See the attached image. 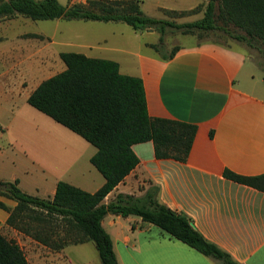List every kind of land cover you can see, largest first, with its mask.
<instances>
[{
    "label": "crops",
    "instance_id": "obj_1",
    "mask_svg": "<svg viewBox=\"0 0 264 264\" xmlns=\"http://www.w3.org/2000/svg\"><path fill=\"white\" fill-rule=\"evenodd\" d=\"M66 1L62 4L72 6L86 4L87 0ZM140 1L147 16L171 21L169 16L173 13L194 10L205 0ZM198 16L179 20L178 24L194 22ZM102 23L96 26L109 31L93 42L73 43L64 36L57 44L63 48L61 53L74 52L117 62L122 74L143 80L152 118L197 126L186 162L157 159L153 142L135 145L139 165L105 202L119 194L140 197L151 185H156L161 204L190 218L207 241L236 263L264 264V191L225 176L226 171L244 177L264 175V80L257 77L259 65L240 47L210 41L182 45L173 58L164 60L150 46L159 42L157 31H139L136 36H141V40L135 46L127 31L115 29L120 25L112 27L118 22ZM5 38L0 40V58L8 56L13 64L0 69V101L12 108L22 100L28 101L31 93L52 76L44 77L49 69H20L19 40L6 42L10 39ZM65 69L66 65L60 72ZM61 150L53 153L59 161L69 155ZM69 151L77 153L73 148ZM96 151L91 149L86 159L91 160ZM21 153L25 158H14L7 166L6 177L0 171V180H19V187L30 195L52 199L60 181L95 193L106 182L93 165L94 169H88L91 175L87 182L82 167L80 174L70 165L63 171V165L47 164L32 149H23ZM0 202L11 210L17 206L4 196H0ZM9 215L0 208V233L19 244L29 264H91L86 258L87 263L68 257L67 250L79 246L82 249L77 254H83V247L93 242L52 251L10 227ZM103 226L111 235L120 264H220L137 216L110 214ZM93 246L96 248L94 243ZM96 264H102L99 254Z\"/></svg>",
    "mask_w": 264,
    "mask_h": 264
},
{
    "label": "trees",
    "instance_id": "obj_2",
    "mask_svg": "<svg viewBox=\"0 0 264 264\" xmlns=\"http://www.w3.org/2000/svg\"><path fill=\"white\" fill-rule=\"evenodd\" d=\"M140 4V0H87V5L65 6L59 0H0V22L18 16L34 21L124 22L136 31H157L160 42L150 46L158 52L164 47L168 29L184 35L223 32L248 46H254L257 40L264 42V0H205L194 10L173 13L185 15L204 11L202 19L184 24L149 17ZM230 25L244 34L231 32ZM177 51L178 48H174L170 54L160 56L169 60ZM60 58L66 69L44 80L27 102L97 149L90 162L106 182L95 193H90L60 181L54 197L45 199L24 192L19 180H0V196L17 203L11 210L0 202V208L10 214L7 224L52 251L93 242L102 264H120L103 221L110 214L125 218L137 216L220 264H238L207 241L194 228L190 218L161 204L158 200L160 189L156 185H151L140 197L119 194L109 203L105 202L139 165L140 159L133 150L135 145L153 142L157 159L186 162L197 126L152 118L148 113L143 80L122 74L115 61L74 52H63ZM225 176L264 191V175L244 177L226 171ZM0 264H29L19 244L1 233Z\"/></svg>",
    "mask_w": 264,
    "mask_h": 264
},
{
    "label": "rangeland",
    "instance_id": "obj_3",
    "mask_svg": "<svg viewBox=\"0 0 264 264\" xmlns=\"http://www.w3.org/2000/svg\"><path fill=\"white\" fill-rule=\"evenodd\" d=\"M67 2L61 0V4ZM87 5V1L86 4ZM199 15V16H198ZM195 16L200 20L204 17V11H197L194 13L177 15H170L171 21L180 23L179 20L188 21ZM195 20V21H197ZM94 21L86 20H46V21H34L22 16L15 17L2 21V27L0 26V40H5V37H9L10 42L13 39H18L20 43L19 51V66L20 69H49L44 77H50L58 74L63 66L64 62L61 60L59 53L63 50L58 42L66 36L73 40V43L93 42L96 38H100L103 34L108 33L109 29L102 30V26H96ZM104 24V23H102ZM223 26L222 23H218ZM112 27L118 26V31L125 30L131 37V43L138 45L141 36L139 31H136L130 25L124 22H118V24H111ZM229 30L235 34H244L242 30L229 26ZM124 31V32H125ZM148 32V30H145ZM144 31V32H145ZM29 35H38L41 38H32ZM77 36L80 38L77 40ZM216 42L227 47H240L246 51V54L252 59L259 67L257 71V77L260 80H264V42L261 40L254 41V46H248L245 43L237 42L230 36L223 32H196L194 34H182L180 31L174 29H168L164 37V47L161 51H155L157 54H170L174 48H178L182 45H191L193 43L202 42ZM5 42V43H6ZM160 42V38H159ZM158 42V43H159ZM12 44V43H10ZM12 58L5 56L0 58V69H7L12 65ZM17 59L14 58L16 64ZM11 105L1 103L0 101V171L1 176L6 177L9 173L7 166L12 164L14 158H22L25 156L21 153L23 149H32L35 154L51 165H63V171L68 168L66 165L75 166L74 169L77 173L80 172L81 167L85 171V180L90 179L91 173L89 167L94 169L90 160L86 158L89 155L91 149L96 148L85 141L77 134L71 132L64 126L56 123L48 116L37 111L31 107L27 100H22L19 104L15 105L11 109ZM11 114H8V111ZM7 129V131L5 129ZM6 131V132H4ZM4 132V133H3ZM73 148L77 153L70 154V149ZM62 149V150H61ZM61 152H68L69 155L65 160H57V157L53 154ZM78 169V171H77ZM97 172V170L95 169ZM98 173V172H97ZM80 174V173H79ZM149 187V186H148ZM145 186L142 187V190ZM147 191V190H146ZM145 191V192H146ZM145 192L142 194L144 195ZM147 224V223H146ZM73 246V245H72ZM77 247V248H76ZM72 247L67 250L68 257L80 260V262H91L96 264L98 259V251L95 250L93 243L89 246H84L85 252L80 254L77 250L82 249L79 246ZM76 250V251H75ZM86 258V259H85Z\"/></svg>",
    "mask_w": 264,
    "mask_h": 264
},
{
    "label": "water",
    "instance_id": "obj_4",
    "mask_svg": "<svg viewBox=\"0 0 264 264\" xmlns=\"http://www.w3.org/2000/svg\"><path fill=\"white\" fill-rule=\"evenodd\" d=\"M149 32H153L154 30L153 29H150V30H148Z\"/></svg>",
    "mask_w": 264,
    "mask_h": 264
}]
</instances>
